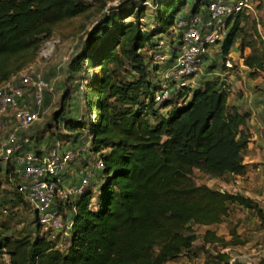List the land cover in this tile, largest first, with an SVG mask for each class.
I'll return each mask as SVG.
<instances>
[{
    "label": "trees",
    "instance_id": "1",
    "mask_svg": "<svg viewBox=\"0 0 264 264\" xmlns=\"http://www.w3.org/2000/svg\"><path fill=\"white\" fill-rule=\"evenodd\" d=\"M146 1L130 0L128 7L105 13L87 31L69 62L73 73L87 70L89 74L84 99L88 109L93 93L96 105L95 111L88 109L89 121L75 119L64 109L53 114L69 128H81L90 153L102 159L103 167L95 170L94 184L102 180L96 195L92 185L73 200L65 250L39 230L35 216L33 237L0 235V248L9 255L7 264H166L192 249L198 237L194 223L219 222L231 203L264 216L256 199L196 183L193 176L198 169L211 177H235L246 168L248 112L228 104L227 89L215 78L204 77L183 103L165 112L160 110L187 90L160 103L154 99L160 83L153 84L149 72L158 67L145 49L172 29L179 15L204 12L208 0H152L149 28L142 19ZM88 6L87 0H0V81L17 72L8 66L11 56L37 46L55 22ZM241 14L231 19L219 54L225 60L236 44L249 46L243 63L264 68V40L247 32ZM64 94L62 102L69 90ZM47 126L38 129L40 138ZM54 136L50 133L49 138ZM16 192L20 202H26V195ZM92 198L95 206L89 207ZM73 202L66 206L71 208ZM203 237L224 241L212 229ZM241 242L224 241L227 245ZM230 259L227 251L219 249L204 264H231ZM256 264H264V257Z\"/></svg>",
    "mask_w": 264,
    "mask_h": 264
},
{
    "label": "rangeland",
    "instance_id": "2",
    "mask_svg": "<svg viewBox=\"0 0 264 264\" xmlns=\"http://www.w3.org/2000/svg\"><path fill=\"white\" fill-rule=\"evenodd\" d=\"M89 3L88 8L77 15L68 17L55 22L52 25L51 33L43 38L37 46H32L26 49L24 52L13 55L9 58V65L17 72H24L30 78L34 74H39L46 80V88L44 95V102L39 107L40 117L34 122L27 134L33 138L34 144L39 146L40 143L48 144L53 138H49L50 133L55 135L66 142L70 141L66 145L73 151L79 147V156L73 160V166H77L81 158H92L94 153H90L88 149L87 135L80 128H69L62 121L63 119L56 120L53 118L55 111L67 110L69 116L75 117V119H82L88 122V116L90 112L95 111V95L92 93L88 98L91 101V107L87 109L84 93L86 85L89 79L87 70L73 73L69 69V62L72 56L78 51L81 46L82 40L86 37L87 31L92 25L100 19L105 13L110 10L123 9L128 7L130 0H87ZM252 9L241 12V23L247 29V32L253 34L254 37L259 35L264 40V0H251ZM146 14L142 18L147 22L146 28L151 27L153 20L149 18L150 12L154 9L152 0L146 2ZM188 10V4L183 6L181 12ZM180 12V13H181ZM129 16L128 19H131ZM174 29L164 32L168 34L173 32ZM256 30V32H255ZM46 42H54L53 49L47 55L42 53ZM220 45H216L208 50V55L205 60L206 67H202V71L208 74L199 73L197 77L203 79L204 77L215 78L218 80L221 87H225L229 93V105H235L237 101L238 108L241 111L248 112V120L245 125L246 131H248V142L256 141L250 139L253 137L255 125L252 126L250 122L251 117H258V113L263 111L264 113V68L253 69L247 65H241L236 67L233 61L240 60L243 55L248 54L251 49L249 46L240 48L239 44H236L231 51H235L234 59L233 55L231 61L233 68L224 64L222 56L219 54ZM241 61V60H240ZM85 64V63H84ZM161 69H150L149 77L152 79L153 84H159L161 82ZM33 79V78H32ZM27 86L26 98L29 102H32L31 96V79L25 84ZM230 85H236L237 87L232 89ZM158 86V85H157ZM65 89L69 90V97L62 102ZM232 93V94H231ZM177 99V98H176ZM184 100L177 99L172 101L166 108H162L160 111L165 112L173 105L183 103ZM240 103V104H239ZM37 108V106H35ZM262 109V110H261ZM153 120V118H151ZM264 124V123H263ZM47 126L44 134L41 135L38 129ZM37 138H39L37 140ZM264 139V138H263ZM261 143V141H260ZM259 145L260 148H264V142ZM248 143L244 148L243 154L249 153ZM91 155V156H90ZM244 159V158H243ZM253 162L250 169L253 179L259 177L258 165L264 163ZM258 164V165H255ZM3 166L0 163V167ZM249 169V170H250ZM247 167L243 172L242 178L234 177L233 175L226 174L221 177H211L207 173L194 169L193 176L196 183H209L212 186L222 187L229 191H250L251 195H258L260 200L264 199V190L252 187L249 183L250 173L246 174ZM0 174V235L11 236H23L28 235L33 237L35 234V222L34 220V204L28 198L25 197L26 202H20L18 193L15 186L8 180L2 179ZM75 175V174H74ZM77 178V176H75ZM102 183L99 182L92 186L93 194L96 195L97 189ZM264 188V185H261ZM254 188V189H252ZM73 199V198H72ZM75 200V199H74ZM73 201V200H70ZM70 202H68L69 204ZM94 206V205H93ZM65 210V209H64ZM71 213V208L67 206L66 214ZM193 228L197 233V239L191 250L183 252L176 258L169 260L166 264H204L206 258H211L212 255L219 249L227 251L230 255L231 264H256L260 258L264 257V216L259 215L252 210H247L244 207L231 203L229 204L228 214L224 216L219 222L210 225L193 224ZM207 229L214 230L216 236L223 238L224 241L232 239H240L241 243L225 244L224 241L215 242L210 238H204ZM41 230V229H39ZM47 236L55 239L57 246L62 250H65L69 244L70 232H45ZM226 245V246H225ZM9 262L8 253L0 248V264H7Z\"/></svg>",
    "mask_w": 264,
    "mask_h": 264
},
{
    "label": "built area",
    "instance_id": "3",
    "mask_svg": "<svg viewBox=\"0 0 264 264\" xmlns=\"http://www.w3.org/2000/svg\"><path fill=\"white\" fill-rule=\"evenodd\" d=\"M249 9H252L251 0H208L204 12L179 15L173 32L156 37L154 44L145 49L150 62L161 69L155 101L160 103L184 89L187 92L176 98L187 99L199 85L197 76L208 50L222 41L233 16ZM53 46L54 42H46L42 53L49 54ZM224 64L233 66L229 56ZM32 78L24 72H14L0 81V163L3 165L0 174L2 179L7 176L17 191L33 202L34 216L42 232H70L75 211L70 200L94 185L95 170L103 167V161L91 156V159L81 158L73 166L80 149L73 151L66 145L70 141L59 137L48 144H34L27 132L40 117L39 107L47 82L39 74ZM30 79L33 104L26 98L25 84ZM68 202H73L70 214H66ZM259 203L264 211V199ZM94 204L92 198L89 207Z\"/></svg>",
    "mask_w": 264,
    "mask_h": 264
},
{
    "label": "crops",
    "instance_id": "4",
    "mask_svg": "<svg viewBox=\"0 0 264 264\" xmlns=\"http://www.w3.org/2000/svg\"><path fill=\"white\" fill-rule=\"evenodd\" d=\"M234 53H235V51L229 52V55H231V54L233 55V57H232L233 59L235 57ZM239 59L241 61L240 60L233 61V63L235 64L236 67H240L241 65H244L242 58L240 57ZM206 66L207 65L204 63L203 67H206ZM228 68H233V66L228 67ZM201 73L208 74V73L203 72V71H201ZM236 87H237L236 85H230V88H232V89H234ZM229 93H228V95H229ZM229 98L230 97L227 96V102L230 101ZM233 102H236L235 105L238 104L237 101H235V100H233ZM238 109L241 110L240 108H238ZM257 115H258V117L256 116L255 119H254V117H251V119H250L252 126H254L253 124H257V125H255V127H253V129H254L253 137L250 138V139L256 140V141H249L248 142V149L250 151H249V153L243 154V158H244L243 162L246 163V167H247L246 174L250 173L249 179H251V180L249 181V183L254 188L257 187L259 190L260 189L264 190V188L261 186V185H264V164H262V165L255 164V165H258L257 169H259V177L257 179L252 178L251 171H253L254 169H252V168L250 169L253 162H257L258 160H260L259 162L264 163V148L259 147V145H262L261 143L264 142V139H263L264 138V124H263L264 123V113H263V111H261ZM260 141H261V143H260ZM242 176H243V173L237 174L235 177H237L239 180V178H242ZM254 188H252V189H254ZM240 192L256 199L257 201H260L259 198H262V197H259L258 195H255V196L251 195L250 191H247V190L240 191Z\"/></svg>",
    "mask_w": 264,
    "mask_h": 264
}]
</instances>
